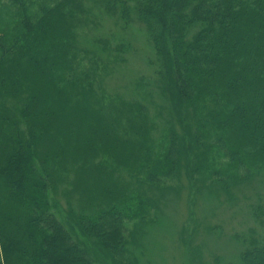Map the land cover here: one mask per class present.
Segmentation results:
<instances>
[{"label": "trees", "instance_id": "trees-1", "mask_svg": "<svg viewBox=\"0 0 264 264\" xmlns=\"http://www.w3.org/2000/svg\"><path fill=\"white\" fill-rule=\"evenodd\" d=\"M98 5L122 32H144L163 105L155 92L109 100L98 62L78 70L80 0H0V264H96L57 219V197L111 264H136L127 227L143 241L167 179L184 170L231 195L264 173V0ZM75 118L83 128L66 126ZM247 244L238 264H264V236Z\"/></svg>", "mask_w": 264, "mask_h": 264}, {"label": "rangeland", "instance_id": "rangeland-1", "mask_svg": "<svg viewBox=\"0 0 264 264\" xmlns=\"http://www.w3.org/2000/svg\"><path fill=\"white\" fill-rule=\"evenodd\" d=\"M80 2L89 10L88 14L76 15L78 47L84 50L78 55V70H88L99 63L98 81H103L106 90L102 97L109 99L121 95L127 100L134 98L146 103L150 101L147 93L155 92L156 104L163 105L158 91L149 84L155 80L149 65L154 52L144 32L136 26L122 32L116 20L100 10L101 0ZM102 42L110 43L113 56L110 61L102 59ZM121 45L127 50L118 53L117 47ZM107 62L109 67L105 69ZM143 82L150 87L144 86L138 91L136 84ZM107 98L105 104H108ZM164 113L167 117L168 113ZM66 126L74 129L83 128L84 124L75 118ZM195 179L197 181L191 183L183 170L181 178L167 179L163 183L162 187H167L170 192H156L159 207L149 212L143 241L133 243L131 234L135 232V224L128 225L127 238L132 244L127 259L131 263L238 264L249 245L245 243L251 237L261 239L264 236V173L257 175L250 184L231 187V195L217 194L214 188L208 190L203 186L201 177ZM56 201L54 213L57 219L86 250L88 258L96 264H111L93 242L87 241L76 228L72 229L64 199L57 197Z\"/></svg>", "mask_w": 264, "mask_h": 264}]
</instances>
